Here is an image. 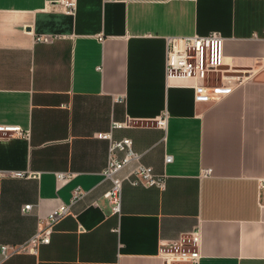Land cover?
Listing matches in <instances>:
<instances>
[{
	"label": "crops",
	"instance_id": "0c3cea01",
	"mask_svg": "<svg viewBox=\"0 0 264 264\" xmlns=\"http://www.w3.org/2000/svg\"><path fill=\"white\" fill-rule=\"evenodd\" d=\"M61 2L0 0V126L30 132H0V172L37 174L0 178V241L17 250L0 264H164L161 246L194 232L200 264H264V0H75L73 14ZM213 33L228 92L199 102L195 81L167 77L168 40ZM104 133L165 180L126 182L119 214ZM61 205L50 243L28 246Z\"/></svg>",
	"mask_w": 264,
	"mask_h": 264
},
{
	"label": "built area",
	"instance_id": "2783aa9c",
	"mask_svg": "<svg viewBox=\"0 0 264 264\" xmlns=\"http://www.w3.org/2000/svg\"><path fill=\"white\" fill-rule=\"evenodd\" d=\"M114 2L116 0H106ZM62 6L68 14L75 11V0H62ZM54 39L53 36L42 35L36 38L37 42L49 43ZM102 40V39H101ZM224 38L220 33H213L207 37L193 36L185 38H172L168 40L166 71L168 78H182L193 80L196 101H220L224 94L228 92L224 89V67L225 51ZM215 76V77H213ZM210 82L214 86L210 85ZM121 100V99H120ZM168 114L165 112L163 117L157 121V126L166 127ZM131 125V121L124 123L114 122L112 130L121 129ZM0 132L4 137L28 138L29 131L23 130L19 126H0ZM98 137L109 141V161L103 171V177L110 182L109 190L104 194L111 206L113 214H119L122 208L123 186L127 182L133 186L159 187L164 188L165 180L163 176L155 174L152 168L142 163V154L133 148L132 140L129 138L116 141L111 133L99 134ZM172 162V157H166V163ZM131 169L129 173L126 170ZM9 175L13 178H25L37 176L33 173L22 172H0V178ZM204 175H212V170H206ZM73 178L72 174H57L58 182H68ZM85 193L81 188L74 191L72 204L80 200ZM259 204L264 207V178L259 180ZM32 205L24 207V212L32 209ZM71 214V205H61L54 209L45 220V229L39 232L28 244H49L54 226L64 217ZM22 247L20 249H25ZM17 250H10L8 245L0 241V257L8 258ZM160 256L164 264H200V234L198 232L183 236L177 241L163 244L160 249Z\"/></svg>",
	"mask_w": 264,
	"mask_h": 264
},
{
	"label": "rangeland",
	"instance_id": "374dc122",
	"mask_svg": "<svg viewBox=\"0 0 264 264\" xmlns=\"http://www.w3.org/2000/svg\"><path fill=\"white\" fill-rule=\"evenodd\" d=\"M213 77H215V76H213Z\"/></svg>",
	"mask_w": 264,
	"mask_h": 264
}]
</instances>
